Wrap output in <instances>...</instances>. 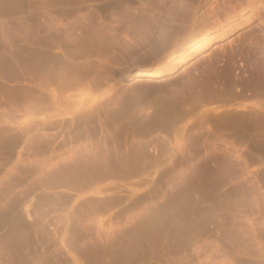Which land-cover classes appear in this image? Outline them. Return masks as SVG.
I'll list each match as a JSON object with an SVG mask.
<instances>
[{
    "label": "rangeland",
    "instance_id": "rangeland-1",
    "mask_svg": "<svg viewBox=\"0 0 264 264\" xmlns=\"http://www.w3.org/2000/svg\"><path fill=\"white\" fill-rule=\"evenodd\" d=\"M0 24V264H264V0H0Z\"/></svg>",
    "mask_w": 264,
    "mask_h": 264
},
{
    "label": "bare ground",
    "instance_id": "bare-ground-1",
    "mask_svg": "<svg viewBox=\"0 0 264 264\" xmlns=\"http://www.w3.org/2000/svg\"><path fill=\"white\" fill-rule=\"evenodd\" d=\"M237 19H239V20H242V18H240V17H238ZM238 20V21H239ZM213 33V30H211V31H208V33H207V37H211L212 39H216V38H219V35H217V34H212ZM206 37V36H205ZM202 43H204V39H201L200 41H197V42H195L194 44H192V45H190L188 48L189 49H186L185 50V52L182 54V56H185L186 54H190V51L191 50H194L195 48H197L198 46H200ZM192 46V47H191ZM181 56V57H182ZM40 57H42V56H40ZM47 58H48V60H49V57L47 56ZM6 59V58H5ZM180 60H182V59H180ZM7 61V67H8V70L6 71V68H4V77H5V79H3V80H1L2 82H1V84H3L2 85V89L3 90H5L6 88H5V82H6V79H8V78H10V79H13V80H15V78H16V80H19V78L21 77V75L20 76H18L19 75V71H17V69H16V66L14 65V63L13 62H11V60H6ZM53 61V60H52ZM40 62V61H39ZM55 63H56V61H55ZM39 64V63H38ZM43 64V63H42ZM41 64V65H42ZM50 64V63H49ZM53 64H54V62H53ZM47 65V64H46ZM48 67V66H47ZM45 71V70H44ZM24 72V71H23ZM56 72V71H55ZM54 72V73H55ZM142 76H147V77H158V76H161V72L160 71H156V70H152V71H149L148 73H146L145 75H142ZM142 76L138 79V80H142ZM1 88H0V90H1ZM11 88V87H10ZM9 90V89H8ZM12 90V89H11ZM17 90V89H16ZM6 91V90H5ZM5 93V92H4ZM3 95H5V94H3ZM30 96V95H29ZM54 96V95H53ZM12 98V97H11ZM15 101V100H14ZM242 135H245L244 133H242ZM119 196V195H118ZM118 196H116V198L118 197ZM123 196V195H122ZM121 196V197H122ZM114 198V197H113ZM108 199H110V198H108ZM107 199V201H109ZM112 199V198H111ZM118 199H121L120 198V196H119V198ZM139 200V199H138ZM106 201V200H105ZM105 201H104V203H105ZM103 203V204H104ZM108 203V202H107ZM107 203H105V204H107ZM123 203V202H122ZM137 203V202H136ZM109 205H110V201H109ZM111 205H113V204H111ZM114 205H116L115 203H114ZM117 205H119V204H117ZM130 205H132L131 203H130ZM136 205V204H135ZM128 206V205H127ZM138 206V205H137ZM104 208H105V206H103ZM109 207V206H108ZM126 208V207H125ZM127 209V208H126ZM126 209H124V210H126ZM127 212H129L128 210H126ZM131 212V211H130ZM126 213V212H125Z\"/></svg>",
    "mask_w": 264,
    "mask_h": 264
},
{
    "label": "crops",
    "instance_id": "crops-1",
    "mask_svg": "<svg viewBox=\"0 0 264 264\" xmlns=\"http://www.w3.org/2000/svg\"><path fill=\"white\" fill-rule=\"evenodd\" d=\"M4 31H5V28H4V26L2 25V24H0V61H5V60H16L15 58H8V57H6V56H4V52H3V48L1 47V46H4ZM6 58V59H5ZM4 75V65L3 64H1L0 65V86L2 87V85L3 84H1V80H3V79H5V77L3 76ZM18 76H20V73H19V75ZM3 78V79H2ZM4 81V80H3ZM0 87V88H1ZM4 87V86H3ZM2 87V88H3ZM1 88V90H0V110H2L3 108H4V101H3V99H4V97H5V95H3V94H5L4 92H5V90H3Z\"/></svg>",
    "mask_w": 264,
    "mask_h": 264
}]
</instances>
